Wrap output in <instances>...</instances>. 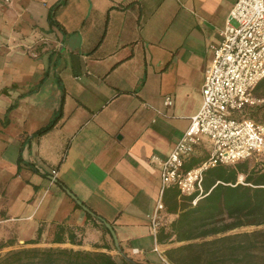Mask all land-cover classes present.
I'll list each match as a JSON object with an SVG mask.
<instances>
[{"label": "crops", "instance_id": "obj_1", "mask_svg": "<svg viewBox=\"0 0 264 264\" xmlns=\"http://www.w3.org/2000/svg\"><path fill=\"white\" fill-rule=\"evenodd\" d=\"M58 1L50 18L45 2L23 9L32 23L24 21V34L0 53L5 73L11 70L0 90V239L23 243L39 225L67 222L82 227L83 248L93 249L109 244L103 219L136 260L164 264L167 246L152 229L160 171L150 157L167 155L200 109L210 45L235 0ZM204 149L205 139L194 154ZM58 179L96 222L76 212Z\"/></svg>", "mask_w": 264, "mask_h": 264}, {"label": "trees", "instance_id": "obj_2", "mask_svg": "<svg viewBox=\"0 0 264 264\" xmlns=\"http://www.w3.org/2000/svg\"><path fill=\"white\" fill-rule=\"evenodd\" d=\"M62 3L49 8V18ZM260 88H264V79L255 90ZM256 109L264 110V105ZM255 114L256 110L250 113L252 117ZM53 123L40 132L48 131ZM207 155L206 149L196 152L185 167L200 164ZM58 183L64 186L59 179ZM202 187L201 194L181 195L175 186L162 192L155 239L167 246L163 252L167 262L264 264V162L244 160L211 167L205 171ZM82 203L94 214L85 213L86 221L96 222L95 211ZM74 206L81 209L76 203ZM99 225L110 235L102 223ZM15 244V239H0V264H148L136 260L119 244L121 254L111 236L109 244L96 242L93 249L83 248L82 227L67 222L39 225L22 246L11 248ZM3 249L7 250L1 252Z\"/></svg>", "mask_w": 264, "mask_h": 264}, {"label": "built area", "instance_id": "obj_3", "mask_svg": "<svg viewBox=\"0 0 264 264\" xmlns=\"http://www.w3.org/2000/svg\"><path fill=\"white\" fill-rule=\"evenodd\" d=\"M219 36L210 45L200 109L167 155L150 157L159 166L160 196L169 186L181 195L201 194L205 171L216 165L264 162V121L250 115L254 107L264 105V97L254 94L264 79V0H235ZM164 105H172L170 96L164 98ZM204 139L209 145L207 157L186 168ZM162 207L160 198L152 216L154 231ZM164 264L169 263L164 260Z\"/></svg>", "mask_w": 264, "mask_h": 264}, {"label": "rangeland", "instance_id": "obj_4", "mask_svg": "<svg viewBox=\"0 0 264 264\" xmlns=\"http://www.w3.org/2000/svg\"><path fill=\"white\" fill-rule=\"evenodd\" d=\"M57 0H0V53H2L5 49V44H9L10 42L8 41V39H13L14 36L13 35H20L21 33L24 34V29L22 28V23L24 21H29L32 23L30 19V16L28 15V12H24L25 8L31 5L32 7H36V6H43V3L45 2L47 5H49V7L55 5ZM32 2V3H31ZM92 4L94 6H99V1L98 0H91ZM44 7V6H43ZM42 7V8H43ZM24 9V10H23ZM65 12V10H64ZM43 23V22H42ZM22 50H14V52H17L19 54H21ZM23 52V51H22ZM57 54H55L56 57ZM44 58V57H43ZM15 62H19L18 57H13V59ZM47 61V60H46ZM97 63V61H94L92 59L88 60V65H92ZM101 63V67L103 66V62ZM58 64V63H57ZM60 66V64H58ZM54 56H53V60L51 61V68H50V76L53 77L51 78L52 81H54V83L57 85L56 81H57V76L54 73ZM15 67L16 70H18L19 72L22 70L20 65H16L13 66ZM45 69L46 66H45ZM31 71V70H30ZM29 71V72H30ZM5 68H4V63L2 60H0V90L1 87H4V84L10 80V72L11 70H7L8 74L5 73ZM32 73V71H31ZM30 73V74H31ZM44 78L42 80L43 87L47 88L48 87V81H49V76L48 74H43ZM48 76V77H47ZM26 78V77H25ZM34 80V79H33ZM22 82H26V81H22ZM255 96L257 97H264V88H260L258 90H255L254 92ZM60 96V100H61V94L59 93ZM3 102V98L0 99ZM256 110V114L255 117L257 120H261L264 121V110H258L256 109V107H254L252 109V111ZM51 137V136H50ZM52 141V147L50 149V151L52 153H54L56 151L55 145L57 142L55 140H51ZM61 144L63 143L62 141H59ZM43 147H47L48 149V144L46 141L43 142ZM71 205L72 202L70 201ZM80 209H76V212L78 213ZM60 211L62 213H64V205H62ZM67 213V212H66ZM41 212L38 214V216H40ZM76 217L75 214L71 215V217L68 216L69 220H74V218ZM62 219L67 218V215H63L61 217ZM24 244V242L19 243L16 241L15 246L11 247H19L22 246ZM7 249H3L1 252L6 251Z\"/></svg>", "mask_w": 264, "mask_h": 264}, {"label": "water", "instance_id": "obj_5", "mask_svg": "<svg viewBox=\"0 0 264 264\" xmlns=\"http://www.w3.org/2000/svg\"><path fill=\"white\" fill-rule=\"evenodd\" d=\"M64 192L83 210L85 211L86 213L94 216V214L92 213V211H90V209H88L83 203L82 201H80L71 191L70 189H68L67 187L65 186H62ZM102 222L104 224V226L109 230V233L113 239V242L115 244V247L119 250V252L121 254H123V252L120 250V247H119V241H118V238H117V235L112 227V225L110 224V222L106 221V220H103L102 219Z\"/></svg>", "mask_w": 264, "mask_h": 264}]
</instances>
